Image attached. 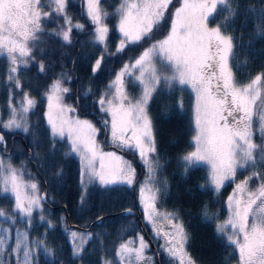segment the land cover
<instances>
[{"label":"snow or ice","instance_id":"snow-or-ice-1","mask_svg":"<svg viewBox=\"0 0 264 264\" xmlns=\"http://www.w3.org/2000/svg\"><path fill=\"white\" fill-rule=\"evenodd\" d=\"M83 2L85 15L94 26L90 30L92 42L107 50L111 29L106 21L110 13L102 0ZM69 3L70 0H0V57L8 61L7 118L0 116V129L4 130L0 131V152L7 151L5 131L29 133L33 127L28 115L36 107V100L22 91L20 72L33 63L39 73L47 71L45 62L34 55L38 34L44 31L42 21L53 17L62 20L51 34L61 38L65 45L72 44L74 29L85 30L84 24L74 23L68 14ZM178 3L179 6L173 0H119L111 14L117 17L115 28L120 37L116 53H123L129 45L142 46V42L146 43L160 30L162 22L170 21V26L167 34L144 48L133 58L134 62L123 64L109 85L114 89L111 95L100 96L101 111L111 117L104 125L110 132L111 144L137 155L145 169L139 200L155 237L164 241L160 248L170 262L197 264L187 249L190 235L184 222L175 212H161L157 207L162 191H167V181L158 178L164 167L163 157L158 152L156 131L148 111L150 103L165 90L171 95L190 88L195 95L194 135L192 150L180 157L184 173L207 165V186L218 193L226 181L235 180L238 170H248L249 174L235 183L228 195L225 201L228 215L216 223V232L225 241V247L238 254L237 264H264V70L245 83L236 78L237 42L229 29L243 15L239 0H178ZM247 13L255 17V35L264 38V8L257 12L255 6H249ZM221 16L223 19L216 22ZM103 60L102 52L92 65L94 74L101 69ZM126 75H135L140 86L136 99H130L125 89ZM69 78L61 73L48 86L45 116L52 139L63 140L66 136L68 154L79 156L83 204L88 184L131 186L136 183V169L116 152L103 150L97 140L100 129L90 120L69 115L76 112L75 107L64 103V95L70 91L64 84ZM176 107L182 109L183 101L176 99ZM257 133L259 142L254 139ZM25 174V169L14 167L10 159L0 155V199L14 198L13 212L6 213L0 208V219L14 225L19 214L29 228L35 219L46 225V235L47 229L54 227L44 215L47 195L41 194L34 180H26ZM62 174L63 169H58L56 175ZM128 212L131 214V209ZM201 212L205 220H218L208 205ZM71 237L74 242L80 241L74 243L72 253L80 256L90 234L72 231ZM148 248L144 236L139 235L138 241L120 243L115 257L119 264H152V257L146 254ZM41 249L49 257L54 254L43 235L30 241L28 232L17 229L13 237L11 228L0 226V264H34ZM103 264L113 262L105 259Z\"/></svg>","mask_w":264,"mask_h":264},{"label":"trees","instance_id":"trees-1","mask_svg":"<svg viewBox=\"0 0 264 264\" xmlns=\"http://www.w3.org/2000/svg\"><path fill=\"white\" fill-rule=\"evenodd\" d=\"M77 1L78 2L75 4H69V7H71V10L76 12L77 17L83 21L81 13L82 2L81 0ZM115 2L116 0H102V5L107 11L111 12L116 7L114 5ZM239 2L243 15L236 18L229 32L237 42V56L234 60V72L237 80L241 83H245L251 76L264 70V38L255 35L253 22L255 17H249L247 7L255 6L257 12H259L261 8H264V3H262V0H239ZM173 4L178 6V0H173ZM170 10H172L171 6ZM222 19V16L217 17L216 22H220ZM167 20L168 17L166 14V21ZM169 25L170 21L165 23V28H168ZM162 31L163 33L156 31L153 39L157 40L163 37L165 35L164 33L167 31L166 29ZM115 36L116 34L111 31L110 37L115 38ZM82 39V36H78L73 47H66L61 50L64 57L63 60L57 56L54 59L52 55H47L46 58H44L47 61V71L42 74L43 77H40L41 75L37 73L36 67H34L33 72L28 70L27 73L30 77H25L26 82H24V85L30 91L29 93L31 96L40 97L41 93L47 90L51 81L61 73H64L65 70L68 71L67 69L70 63H72L70 68L71 72L68 71L66 74L70 77V84L73 90L70 98L73 99L74 107H76V111H88L87 114H89V112L96 114L93 104L98 98L99 91L103 89L101 87L102 84L105 86V84L112 79L113 73L116 72L123 58L125 59L129 57V55H132V51L140 54L145 48L143 43L142 46H128L123 53H116V55H113L112 48L114 43H112L107 54L103 51H99L95 56L91 55V63L84 64L80 42ZM249 44L251 45L250 47ZM102 52L104 60L101 69L96 74H92L93 61L100 56ZM55 53L59 55L58 51ZM89 89L91 90L90 92ZM85 93H87V95H85ZM176 99L183 101L182 109L176 107ZM148 111L156 131L158 152L163 157L161 163H163L164 167L158 174V178L167 181V191H162L157 201V207L159 209L163 207L167 212H175L184 222L190 235L187 249L197 264H237L238 255L232 248L225 247V241L217 235L216 223L222 222L227 218L228 213L225 201L235 188V183L249 174L248 170H238L235 180L228 181L218 193L212 190L210 186H207L209 170L206 165H200L190 169L187 174L184 173L180 157L192 150L190 144L191 138L194 135L193 98L185 88L183 90H176L171 95H168L167 90H165L154 102L150 103ZM42 112L39 106L37 111L33 114L34 118H32L30 123L33 127L29 133L11 135V146L13 149L11 154L19 163L24 162L27 166H29L28 164L31 163V161L35 162L36 171L30 167L32 176L36 177V180L39 182L44 181L46 187L45 192L48 197L51 195L50 197L58 199L57 194L59 195V193L56 192L66 189V187L69 189L71 186L70 183L74 184L75 189L78 191V175L68 166L69 172L70 170L72 171V176L68 172V180L67 177L64 178V181H62L61 178V183L59 182L56 172L58 169H63L65 173L67 159H64L62 156L57 157L54 155L57 144L53 148V144L55 143L50 139H46L48 128L45 124L46 120ZM88 116L96 121L92 114ZM4 134L7 142V138L10 135H7L5 132ZM37 141H39L38 146L36 145ZM8 143L9 142H7V144ZM41 148L45 150V157L42 154V157L39 158L36 156V153ZM35 149L38 150L35 152ZM29 152L31 153L30 160L26 158ZM0 153L4 158L9 157L7 153ZM127 155L131 156L132 153L127 152ZM131 157L134 166L140 171V174L144 176L145 169L142 168V164L137 161L136 155L134 154ZM43 160L45 161V166L49 167L52 173H45L44 166L42 165ZM69 176L71 177L70 180ZM140 183H142V181L140 177H138L136 185L139 187ZM59 185L62 188H59ZM202 185L205 187H201ZM72 190L74 189H71V191ZM51 192H53L54 195L51 194ZM93 192H95L97 196V205L93 203L95 209L91 207L90 210L87 209L85 211L87 218L89 215L94 218L93 220L90 218L89 220L91 221L87 223V226L90 225L87 231L92 234L91 240L87 242L80 257L77 258L73 256L71 252V246L66 236L61 231L59 221L55 222L57 224L47 233L44 239L46 246L53 250L54 253L53 256L50 257L49 264H102L101 257L104 251L111 253V261L115 263V250L118 249L117 244L123 239L132 237L137 233L138 229L135 220L130 216H122L119 213L127 208L133 210V199L138 206L136 201L137 193H133V191L127 193L125 188L122 187H114L107 192V189H100L99 186L93 185L89 187L87 196L89 203L87 204H92V199L95 197ZM114 198H118V200L121 198V201L114 204L112 203ZM7 199H9V197ZM57 199L55 200L57 201ZM1 204H3V199H0V208L4 209ZM205 205H208L210 211L218 216V220L204 219L201 209ZM138 209L141 213L142 220L143 215L139 206ZM11 211L12 209L7 208L5 212L11 213ZM54 213L57 214V212ZM81 216H84V214ZM98 217H102V221L99 225H96L93 221ZM0 220L1 222L3 221V219ZM72 223L79 227L86 226L84 224L85 222H79L76 218H73ZM143 226L146 227V224L144 223ZM146 230L149 232L147 227ZM151 238L150 234L149 239ZM159 257L160 264H164L165 261H163L161 253Z\"/></svg>","mask_w":264,"mask_h":264},{"label":"rangeland","instance_id":"rangeland-1","mask_svg":"<svg viewBox=\"0 0 264 264\" xmlns=\"http://www.w3.org/2000/svg\"><path fill=\"white\" fill-rule=\"evenodd\" d=\"M78 1L77 0H70V3L69 4H71V3H77ZM81 2H82V8H81V13H82V16H83V18H82V20L83 21H81L80 19H79V17H77V13L76 12H74V11H72L71 9V7H68V14L71 16V18L73 19V22L75 23V22H80V23H82V24H84L85 25V30L84 31H80V30H76V29H74L73 30V33H72V38H73V42H72V44L71 45H65L64 44V42L62 41V39L61 38H59V37H56V36H54V35H52L51 34V32H52V29L54 28V27H56L59 23H61L62 22V20L60 19V18H55V17H53V18H49V19H47V20H44V21H42V26L44 27V31L43 32H41V33H39L38 35H39V40L36 42V44H35V48H34V55H36L37 56V58L38 59H42L44 62H45V64L47 65V61L44 59V58H46V56L47 55H52L53 57H54V59H55V57L57 56L58 58L60 57V59L61 60H63V55H62V53H61V50H63L64 48H66V47H73V45H75L74 43L76 42V40H77V38H78V36H82L83 37V39L82 40H80V42H81V50H82V55H83V57H84V64H89V63H91V55L92 56H95L97 53H99V51H103V52H105L106 54L108 53V51H109V49H110V47H111V44L112 43H114L113 44V55H116V45L118 44V41H119V33H118V31L116 30V28H115V25L117 24V17H115L114 15H111L113 12H114V10L113 11H111V12H109L110 13V15H109V17H108V19H107V23H109V26H110V29H111V31H113L115 34H116V36H115V38H111L110 37V34H109V41H108V45H107V50H104V48H103V46L102 45H95V44H93V42H92V37H91V35H90V30L94 27V26H92L91 24H90V22L88 21V18L86 17V15H85V5H84V2H83V0H81ZM118 4H119V0H116V2L114 3V5L117 7L118 6ZM178 6H179V4H178ZM115 7V8H116ZM166 19V18H165ZM53 21H55V23L53 22ZM170 26V25H169ZM169 26H168V28H165V23L164 22H162V24H161V26H160V30L159 31H157V32H160V33H163V31L162 30H165L166 29V31L168 32L169 31ZM110 31V32H111ZM167 32H165L164 34L166 35V33ZM155 34V33H154ZM164 37V36H163ZM163 37H161V38H159V39H162ZM154 39L152 38V39H150V40H148L146 43H144V42H142L143 43V45H144V47L146 48V47H149L150 45H151V43H154L156 40H154ZM158 40V39H157ZM54 46H53V45ZM129 46H137V45H129ZM134 47V48H135ZM127 49V48H126ZM125 49V50H126ZM59 52V55H57L55 52ZM115 53V54H114ZM132 55H129V57H127V58H123L122 59V61H121V63L119 64V66L117 67V70H116V72L115 73H113V76H112V79L108 82V83H106L105 84V86L102 84V90L101 91H99L100 93H99V95H98V98L95 100V102H94V104H93V108H94V110H95V112H96V114L95 113H93V112H89V114H87V112L85 111H76L75 113H69V115L70 116H77V117H79L80 119H88V120H90L98 129H100V132L98 133V135H97V140H98V142H100L101 143V146H102V148H103V150L104 151H114V152H116V154L117 155H120V156H122L125 160H127V161H129V162H131L132 163V165H133V167L136 169V180H137V178L138 177H140V179H141V181L143 182V180H144V176H143V174L141 175L140 174V176H139V171L137 170V168L134 166V162L131 160V156L132 155H134L132 152H130V151H124V150H121L120 148H117V147H115V146H113L112 144H111V136H110V132L105 128V132H106V142H105V144L103 143L102 144V129H101V124H100V119H101V122L103 123V126L105 127V125H104V121L105 120H107V121H110L111 120V117H110V115H108V114H106V113H104L103 111H101V109H100V105H99V98H100V96H102V95H104L105 93H108L109 95H111V93L114 91V89H110L109 88V85L111 84V82L112 81H114L115 80V76H116V73L117 72H119V70L122 68V66H123V64H125V63H129L130 61L131 62H134V60H133V58H135V57H138L140 54L138 53H134L133 51H132ZM98 57H100V56H98ZM97 57V58H98ZM95 61V60H94ZM94 61H93V63H94ZM56 64V63H55ZM62 64V63H61ZM93 65V64H92ZM71 66H72V63H70V65H69V68L67 69L69 72H71ZM158 67H159V64L157 65ZM7 67H8V61H7V58L6 57H0V116H2L3 118H7V109H6V101H7V98H8V92H7V88H6V86H5V74H6V70H7ZM34 67H36V69H37V65L35 64V63H33L28 69H21V72H20V79H21V82H22V84H23V89H22V91H27V92H30L29 90H28V88L24 85V82H26V80H25V77L26 76H28V77H30L29 76V74L27 73L28 72V70L29 71H32L33 72V70H34ZM68 71H64V73H68ZM92 72V71H91ZM37 73H39L38 72V70H37ZM97 73V72H96ZM95 73V74H96ZM35 74H36V72H35ZM41 76L40 77H43V73H39ZM92 74H94L93 72H92ZM136 74H138V73H136ZM124 80H125V89H126V91H127V93H128V95H129V98L130 99H136V98H138L139 97V95H140V92H141V89H140V86H139V84H138V82H136L135 81V75H132V76H129V75H126L125 77H124ZM52 82V81H51ZM51 84V83H50ZM49 84V85H50ZM64 86L65 87H67V88H69V92L68 93H66L65 95H64V103L65 104H68V105H72L73 107H74V102H73V99H71L70 98V95L72 94V92H73V90H72V86H71V84H70V79H67L66 81H65V84H64ZM189 93H190V95L192 96V98H193V119H194V103H195V95H194V93L191 91V89L190 88H185ZM46 92V91H45ZM45 92L43 93H41V96L40 97H38V96H33L32 95V97L36 100V105H37V108L35 107L33 110H32V112H30L29 113V115H28V121H29V123H31V120H32V118H34L33 116V114L35 113V111H37V109H38V107L40 106L41 107V110L43 111L42 113V115L44 116V118H45V124H46V126H47V128H48V134H47V136H46V139H50L53 143H55L54 145H56L57 146V148L55 149V153H54V155H56L57 157H63L64 159H67V167H66V170H65V173L63 172V174L61 175V176H57V178H59V182L61 181V178H62V181H64L65 179L64 178H66L67 177V180H68V176H67V173L69 172V170H68V166H70L71 167V169H73V171H75L76 172V174L78 175V191L75 189V185L74 184H72V183H70L71 184V186L69 187V189H68V187H66V191L68 190V191H71V189H74V190H72V194H75V195H78V197H79V201H78V212L77 213H75V216H74V218H76L77 219V221H79V222H85L84 224L87 226V223H89L91 220H93L94 218H92L90 215L88 216V218H87V215L85 214V211L87 210L86 209V206H87V203H89V201L87 200V196H88V193H89V187H91V186H93V185H96V186H99V188L101 189H107V192L108 191H110V189H112V188H114V187H118V188H125V191L127 192V193H130V191H133L134 193H137V203H138V206H139V208H140V210H141V212H142V215H143V221H142V224H146V227L148 228V230H150L151 228H152V225L150 224V223H148V221L146 220V218H145V214H144V210H143V206L140 204V200H139V187L136 185V183H134L133 185H131V186H128V185H123V184H115V185H110V186H107V187H105V186H102V185H100L98 182H95V183H92V184H88L87 185V188H86V196H85V202L83 203V204H81V202H80V196H81V192H82V186H81V184H80V168H81V165H80V159H79V156L78 155H76V154H74V153H72V154H68L69 153V141L67 140V137L65 136V138L63 139V140H61V139H59V138H56L55 140H53L52 139V137L50 136V132H49V127H48V125H47V119H46V116H45V113H46V111H47V98H46V95H45ZM20 93L18 92V95H19ZM31 95V94H30ZM39 98H40V100H39ZM15 102V101H14ZM76 108V107H75ZM93 115V117H94V119L96 120V121H94L92 118H90L88 115ZM43 126V125H42ZM110 126V125H109ZM1 131H4V130H2V129H0ZM5 133L7 134V135H10L8 138H7V142H9L8 144H7V151H5L4 152V154H6L7 153V155L9 156V157H7V158H5L6 160L7 159H10L11 160V163H12V165L14 166V167H17V168H22V169H25L26 170V174H25V179L27 180V179H29V178H31L32 180H34L37 184H38V186H39V189H40V192H41V194L43 193V182L42 181H37L36 180V177H34V176H32V173H31V170H30V167H32L30 164L31 163H29L28 165L29 166H27L26 165V163H24V162H21V163H19L15 158H13L14 156L11 154L12 153V151H13V149H12V146H11V143H10V140H11V135H18V134H27V133H24L23 131H20V130H17V131H15V132H12V133H9V132H6L5 131ZM6 139V138H5ZM254 139H256L257 140V142H259V134L257 133L255 136H254ZM52 143V144H53ZM51 144V143H50ZM112 146L114 149H110V148H108L107 146ZM38 149H35V152L37 151ZM127 152H129V153H132V155L131 156H128L127 155ZM45 150L44 149H39L38 150V152L36 153V156H38L39 158H41L42 157V154H43V156L45 157ZM0 155H2L1 153H0ZM41 155V156H40ZM3 156V155H2ZM136 159H137V161L141 164V162L139 161V158H138V156L136 155ZM69 161H70V163H69ZM35 163V162H34ZM44 167V170H45V173H52V170H49V167H47V166H45V161L43 160V164H42ZM207 166V165H206ZM208 167V166H207ZM51 168V167H50ZM142 168H144L143 167V165H142ZM141 168V169H142ZM262 170H264V169H262ZM71 170H70V175L72 176V174H71ZM50 176V175H49ZM70 176H69V180H70ZM228 181H226L225 182V185H226V183H227ZM61 183V182H60ZM69 184V185H70ZM68 186V185H67ZM59 188H62L60 185H59ZM58 190V189H57ZM60 192V191H59ZM59 192H56V193H59ZM104 193V192H103ZM51 194H53V192H51ZM54 195V194H53ZM93 195H95V197L92 199V204L93 203H95V205H97V196H96V193L95 192H93ZM51 196V195H50ZM48 197L47 196V200H49L50 201V203L51 204H55V203H57V201H58V199L57 198H55V197H53V198H55V199H57V201L55 200V199H53L52 197ZM59 195L57 194V197H58ZM50 198V199H49ZM89 199V198H88ZM117 201H118V198H114L113 200H112V203H114V204H117ZM1 206L4 208V211H6L7 210V208H10V209H12V211H11V213L13 212V206H14V198H12L11 196H9V199H7V198H3V204H1ZM98 207V206H97ZM127 209H129V208H127ZM159 209V208H158ZM132 210V209H131ZM159 211H161V212H167L166 211V209H164L163 207H162V209H159ZM7 213H9V212H7ZM228 213V212H227ZM82 214H84V216H81ZM44 215H45V217H46V219L47 220H51L52 221V224L54 225V227H55V225L57 224V223H55V222H58L59 221V217H58V215L56 214V213H54V212H52V213H50L49 211H45L44 212ZM133 216V215H132ZM134 217V216H133ZM141 217V216H140ZM90 218H92L91 220H89ZM144 222V223H143ZM163 223V222H162ZM99 225V224H98ZM0 226H2V227H5V228H11L12 229V235H13V237L15 236V232H16V230L18 229L19 231H21V232H28V234H29V240L31 241V240H33V239H36V238H40L42 235L44 236V239H45V237H46V235H44L45 234V227H46V225H41V224H38V222L34 219L33 220V226L31 227V228H29L28 227V225H27V223L25 222V219L24 218H21L20 216H19V214H16V223L13 225V224H10L7 220H4L3 219V221L1 222V220H0ZM59 226H60V228H61V231H62V233L66 236V239L69 241V244H70V246H71V252L73 253V248H74V243H80V241L79 240H77V241H73V238L71 237V232L72 231H76L78 234H80V233H83V234H85V235H88V234H90V239H88L87 240V242L89 241V240H91V237H92V234H91V232H89V231H80V230H76V229H71L70 231H67V230H65V228H64V224H61L60 225V222H59ZM137 226V225H136ZM53 227V228H54ZM83 227H85V226H83ZM144 228V227H143ZM52 228H50V229H47V233H49V231L51 230ZM139 235H142V234H140V232L139 231H137V233H135L132 237H127V238H125V239H123L120 243H123V242H126L127 240H134V241H138V236ZM155 236V235H154ZM154 236H152V238H151V242H154L155 244H156V247L155 248H157V252H158V255L161 253L162 254V259H163V261H165L164 262V264H175V262H170V258L167 256V254L160 248V245L161 244H163V240H161V242H160V240L159 239H157V237L155 238ZM155 238V239H154ZM87 242L86 243H84V245H83V249H84V247L86 246V244H87ZM119 243V244H120ZM153 243V244H154ZM119 244H117L118 246L117 247H119ZM155 244H154V246H155ZM116 251V250H115ZM82 253V252H81ZM110 252L109 253H107L106 251H104V254L102 255V257H101V263L103 264V261L106 259V260H109V261H111V256H110ZM146 254L148 255V256H150V257H152V264H155V260H154V257H153V255H152V253H151V251H150V247L147 249V251H146ZM237 254V253H236ZM238 255V254H237ZM77 258H79L80 256H76ZM51 258L48 256V255H45V254H43V250L41 249V250H38V252H37V257H36V259H35V262H34V264H49V260H50ZM159 259H160V257H159ZM44 261V262H43ZM116 263H118L119 264V262H118V258H115V263L113 262V264H116Z\"/></svg>","mask_w":264,"mask_h":264},{"label":"flooded vegetation","instance_id":"flooded-vegetation-1","mask_svg":"<svg viewBox=\"0 0 264 264\" xmlns=\"http://www.w3.org/2000/svg\"><path fill=\"white\" fill-rule=\"evenodd\" d=\"M102 129V144L106 142V132H105V128H101ZM10 143H11V140H10ZM108 147V146H107ZM139 176H140V171H139ZM45 186V183L43 181V189H46V187L44 188ZM46 191V190H45ZM46 193V192H45ZM134 193V192H133ZM50 199V198H49ZM121 199V198H120ZM118 200L117 203L121 200ZM78 201H79V197L78 195H75V194H72V191H66L65 189H62L60 190L59 192V196H58V201L57 203L54 205V204H51L49 200L46 199L45 201V208L47 211H49L50 213L52 212H57V215L59 217V222H60V225L61 224H64V228L65 230L67 231H70L71 229H76V230H80V231H87L89 230L90 228V225L89 226H77L75 224L72 223V220L75 216V213L78 212ZM133 204H134V209L135 211H138L140 216H141V213L138 209V206L135 204V200L133 199ZM114 205V204H113ZM91 207H95V205L93 204H87L86 206V209L90 210ZM95 209V208H94ZM133 220H135V216L133 217L132 215H129ZM143 221V218L142 220ZM94 222V221H93ZM135 223H136V220H135ZM144 223V222H143ZM162 223V222H161ZM75 225V226H74ZM144 225V224H143ZM144 227V231L146 232L148 238H150V234H151V237L154 236V232H153V229L151 228L149 230V232L146 230V227ZM138 229V228H137ZM139 231V229H138ZM140 234H141V231H139ZM155 237V236H154ZM156 238V237H155ZM154 238V239H155ZM160 240H163L162 238H157ZM145 240L147 241V239L145 238ZM151 240V239H150ZM154 243V242H152ZM157 250V249H156Z\"/></svg>","mask_w":264,"mask_h":264},{"label":"water","instance_id":"water-1","mask_svg":"<svg viewBox=\"0 0 264 264\" xmlns=\"http://www.w3.org/2000/svg\"><path fill=\"white\" fill-rule=\"evenodd\" d=\"M99 121H100V120H99ZM100 124H101V127L103 128V125H102L101 121H100ZM30 154H31V153L29 152V153L26 155V158H27L28 160H30ZM30 165H31L32 168L36 171L35 163H34L33 161H31V164H30ZM44 188H45V186H44ZM42 194H45V189H43V193H42ZM119 213H120V215H122V216H129V215H133V216H135V220H136L137 228L139 229V231H141V234L144 236V238L147 239V242H148L149 247H150V251H151V253H152L153 257H154V260H155V264H160V260H159L158 252H157V250H156L154 244L151 242V240L148 238L146 232L144 231L143 224H142V221H141V217H140L139 212H138V211H135V210H131V214H129L128 209H125V210L120 211ZM101 221H102V217H98V218L94 221V223H95L96 225H98V224L101 223Z\"/></svg>","mask_w":264,"mask_h":264},{"label":"bare ground","instance_id":"bare-ground-1","mask_svg":"<svg viewBox=\"0 0 264 264\" xmlns=\"http://www.w3.org/2000/svg\"><path fill=\"white\" fill-rule=\"evenodd\" d=\"M108 148H110V149H114L112 146H109V145H108Z\"/></svg>","mask_w":264,"mask_h":264}]
</instances>
